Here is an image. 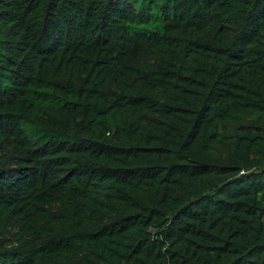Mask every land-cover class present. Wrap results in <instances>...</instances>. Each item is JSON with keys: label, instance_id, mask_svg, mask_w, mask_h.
<instances>
[{"label": "trees", "instance_id": "1", "mask_svg": "<svg viewBox=\"0 0 264 264\" xmlns=\"http://www.w3.org/2000/svg\"><path fill=\"white\" fill-rule=\"evenodd\" d=\"M0 264H264V0H0Z\"/></svg>", "mask_w": 264, "mask_h": 264}]
</instances>
